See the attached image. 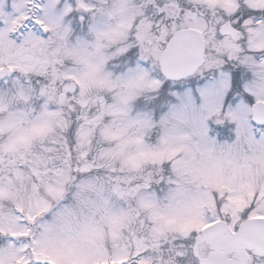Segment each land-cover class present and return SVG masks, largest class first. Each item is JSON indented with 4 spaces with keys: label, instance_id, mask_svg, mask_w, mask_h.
I'll list each match as a JSON object with an SVG mask.
<instances>
[{
    "label": "snow or ice",
    "instance_id": "1",
    "mask_svg": "<svg viewBox=\"0 0 264 264\" xmlns=\"http://www.w3.org/2000/svg\"><path fill=\"white\" fill-rule=\"evenodd\" d=\"M0 264H264V0H0Z\"/></svg>",
    "mask_w": 264,
    "mask_h": 264
}]
</instances>
